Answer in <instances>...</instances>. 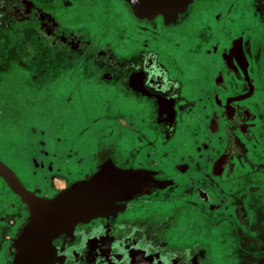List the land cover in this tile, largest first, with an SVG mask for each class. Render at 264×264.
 Instances as JSON below:
<instances>
[{"label": "flooded vegetation", "instance_id": "af4514ba", "mask_svg": "<svg viewBox=\"0 0 264 264\" xmlns=\"http://www.w3.org/2000/svg\"><path fill=\"white\" fill-rule=\"evenodd\" d=\"M121 2L125 19L111 0L80 6L74 0H0V68L81 74L108 88L112 101L125 102V112L105 117L109 125L99 130L103 138L126 139L129 159L117 149H100L90 172L79 170L80 158L73 165L60 163L63 177L57 174V153L39 150L28 159L40 192L29 190L50 198L54 179L62 182L61 191L106 159L168 181L122 203L112 216L76 225L70 238L55 239L54 264H213L193 221L238 216V202L256 196V187L242 186L243 171L264 163V0H191L168 24L160 16L138 20ZM199 18L217 25L211 31L205 26L213 42L201 53L210 57L194 63L202 36L192 22ZM187 39L193 42L189 47ZM48 181L50 191L43 186ZM20 205L17 233L0 236L5 264L27 220Z\"/></svg>", "mask_w": 264, "mask_h": 264}, {"label": "rangeland", "instance_id": "374dc122", "mask_svg": "<svg viewBox=\"0 0 264 264\" xmlns=\"http://www.w3.org/2000/svg\"><path fill=\"white\" fill-rule=\"evenodd\" d=\"M111 1L115 11L125 19L124 12L126 14L128 12L121 0ZM74 2L78 3V6L84 2L86 4V0ZM198 20L192 22L195 24V34L202 36L200 42L196 43L198 56L194 63L203 62L207 60L206 57H210L201 51L213 42L210 40L209 32L217 25L210 19ZM132 22L129 20L128 24ZM207 25L212 27L210 31L206 30ZM192 43L190 41L185 46L189 47ZM190 64L193 65L192 60L188 63ZM115 100H111L108 88H102L94 80L86 79L81 74L36 75L20 66L0 68V161L8 166L21 184L29 190L30 183L37 181V177L30 175L33 166L28 156L38 154L39 150L57 153L58 158L55 161L59 167L61 166L57 174L63 177L67 174L60 163L73 165L76 159L80 158L79 170L90 172L95 153L100 149L108 151L117 149L121 158L129 159L132 151L126 147V139L115 140V136L103 138L102 134L105 131L99 130L106 124L105 117L113 116L120 111L125 112L124 100L118 98ZM108 125L109 123L105 126ZM115 143L123 147L114 148ZM34 161L41 160L35 158ZM47 162H43L44 170ZM74 174L72 175L75 176ZM47 175L49 176V173ZM51 182L43 185L48 191ZM53 183L55 190L62 188L60 179H54ZM0 193L13 197L1 179ZM217 247L215 259L218 260L215 264H222L219 260L223 255V247Z\"/></svg>", "mask_w": 264, "mask_h": 264}, {"label": "water", "instance_id": "95a60500", "mask_svg": "<svg viewBox=\"0 0 264 264\" xmlns=\"http://www.w3.org/2000/svg\"><path fill=\"white\" fill-rule=\"evenodd\" d=\"M138 20L160 16L165 24L175 22L191 0H123ZM156 172L122 169L109 159L91 175L75 180L50 198L27 190L14 172L0 161V179L25 206L27 220L12 243L10 264H54L56 249L52 242L60 236L70 238L78 224L108 217L122 209V203L162 189L168 181L153 178Z\"/></svg>", "mask_w": 264, "mask_h": 264}, {"label": "crops", "instance_id": "0c3cea01", "mask_svg": "<svg viewBox=\"0 0 264 264\" xmlns=\"http://www.w3.org/2000/svg\"><path fill=\"white\" fill-rule=\"evenodd\" d=\"M256 170H244L242 186L247 189L256 187V196L247 195L238 202L239 214L212 218L207 222H194V234L201 244L207 243L213 264L217 262V246L223 247L220 262L223 264H264V163L257 161ZM2 181V180H1ZM30 190L38 193L40 186L30 183ZM56 190L54 192H57ZM13 195V194H12ZM21 205L13 195L0 193V236L14 237L21 220ZM16 221V223L14 222ZM16 224V225H15ZM15 225V226H14ZM4 242V241H3ZM2 242V243H3ZM3 247L0 246V255ZM0 264H5L0 258Z\"/></svg>", "mask_w": 264, "mask_h": 264}]
</instances>
